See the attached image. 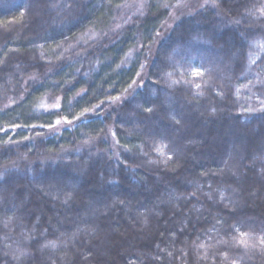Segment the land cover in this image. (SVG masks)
<instances>
[{
	"label": "trees",
	"instance_id": "obj_1",
	"mask_svg": "<svg viewBox=\"0 0 264 264\" xmlns=\"http://www.w3.org/2000/svg\"><path fill=\"white\" fill-rule=\"evenodd\" d=\"M189 1L0 0V264H264V0Z\"/></svg>",
	"mask_w": 264,
	"mask_h": 264
},
{
	"label": "snow or ice",
	"instance_id": "obj_2",
	"mask_svg": "<svg viewBox=\"0 0 264 264\" xmlns=\"http://www.w3.org/2000/svg\"><path fill=\"white\" fill-rule=\"evenodd\" d=\"M207 4H209V0H205V4L204 5H201V7H204ZM179 6L180 5L178 4L177 7H179ZM121 7H122V5H121ZM165 7H169V5H165ZM211 7H213V8L218 7L217 0H211ZM140 8H143V4L140 5ZM257 11H259V13L261 15H264V6H261L259 9H257ZM21 15H23V13ZM237 23H239V22L237 21ZM252 47L259 48L261 50V52H264V41H253L252 42ZM260 58L261 57H260V54L259 53H252V52H250L249 53V64L250 65L255 64L257 62V60H259ZM141 67L143 68V65H141ZM166 75L170 77L172 74L171 73H167ZM192 75L193 76H196V77H203V72H201L199 69H193L192 70ZM133 83H135V81H133ZM173 83L174 84L180 83V81H173ZM249 83H251V81ZM257 83L264 84V81H261L259 78H257ZM195 86L198 89L201 87V85L199 83H197ZM237 91H239V90H237ZM261 104L264 105V101H261ZM262 110H264V109H262ZM85 111H87V109ZM147 111L148 112H152V109L151 108H148ZM81 115H83V113H81ZM59 122L60 121H57V123H59ZM177 123H179V121H177ZM113 135H115V133H113ZM166 147H167V145L161 144V146L159 148H157L156 150L158 152H160L161 155H163L164 154L163 153V149L166 148ZM221 198H223V197H221ZM237 232H239V229H237ZM249 235L250 234H248V233L239 232V237H233V240L238 245H242L245 248L255 247V245H250L249 244L248 239H247L249 237ZM260 244L261 245H264V237H261L260 238ZM48 246L55 247L56 244L53 241V242H49V244L45 245V247H48ZM199 247L200 248H204L205 245L204 244H200ZM225 255H227V254L225 253Z\"/></svg>",
	"mask_w": 264,
	"mask_h": 264
},
{
	"label": "rangeland",
	"instance_id": "obj_3",
	"mask_svg": "<svg viewBox=\"0 0 264 264\" xmlns=\"http://www.w3.org/2000/svg\"><path fill=\"white\" fill-rule=\"evenodd\" d=\"M140 5L142 4V1L140 0ZM205 4V0H190L185 6H184V11L180 9L179 13H177V18L183 16L187 12H191L194 8L201 7V5Z\"/></svg>",
	"mask_w": 264,
	"mask_h": 264
}]
</instances>
